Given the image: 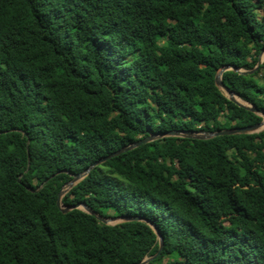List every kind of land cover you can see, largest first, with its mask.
I'll use <instances>...</instances> for the list:
<instances>
[{
  "label": "trees",
  "instance_id": "16d2710c",
  "mask_svg": "<svg viewBox=\"0 0 264 264\" xmlns=\"http://www.w3.org/2000/svg\"><path fill=\"white\" fill-rule=\"evenodd\" d=\"M264 0H0V264H139L144 221L60 191L151 134L260 124L216 84L253 70ZM264 63L223 82L264 111ZM259 76L263 81L259 79ZM150 221L149 264H264V131L157 139L62 199Z\"/></svg>",
  "mask_w": 264,
  "mask_h": 264
},
{
  "label": "water",
  "instance_id": "95a60500",
  "mask_svg": "<svg viewBox=\"0 0 264 264\" xmlns=\"http://www.w3.org/2000/svg\"><path fill=\"white\" fill-rule=\"evenodd\" d=\"M264 55V50L261 53L259 62L257 66L251 70V71H243V70H238L237 68L230 66L222 69L216 76V84L217 86L223 90L229 99L236 103L238 106H241L243 108H246L247 110L254 112L261 117H263V121L260 124L250 126V127H244V128H230V129H225L222 131L218 132H212V133H206V132H201V131H188V130H175V131H170L167 133H161V134H151L147 138L142 139L134 144L128 145L120 150H117L110 155L100 159L96 163H94L91 167H89L85 172L75 175L73 180L69 182L59 193L58 199H57V205L59 208L62 210L63 213H68L71 210L74 209H81L85 211L86 213L95 216L99 221L103 222L104 224L107 225H117L120 223H125V222H131V221H144L147 224H149L155 231L159 241H160V247L157 253L151 257L145 258L141 263L139 264H149L150 262L156 260L163 252L164 250V240L162 236L160 235L158 229L148 220L136 216H121V217H113V218H104L100 214H98L95 210L90 208L86 203H80L75 206H70V207H65L62 203L63 197L74 187L76 186L79 182H81L95 167L99 166L100 164L106 162L107 160H110L114 157L120 156L123 153H126L128 151H131L135 148H138L142 146L143 144H147L150 142H153L157 139H162V138H167V137H178V138H188V139H197V140H207V139H212L214 137L218 136H223V135H236V134H255V133H260L264 131V111L260 110L259 108L250 105L244 101H242L235 93H233L229 88H227L223 82V73L227 70H233V71H238L241 74H252L256 72L260 66L263 64L262 57ZM117 221L118 223L116 224H111L110 222H115Z\"/></svg>",
  "mask_w": 264,
  "mask_h": 264
},
{
  "label": "rangeland",
  "instance_id": "374dc122",
  "mask_svg": "<svg viewBox=\"0 0 264 264\" xmlns=\"http://www.w3.org/2000/svg\"><path fill=\"white\" fill-rule=\"evenodd\" d=\"M262 61H263V63H264V55H263V57H262ZM262 75H264V69L261 71V74H260V76H262ZM259 76V79L261 80V81H263V79H261V77ZM264 128V127H263ZM110 213V218H113V217H115L114 216V213H113V211H109ZM111 224H116V223H118L117 221H115V222H110ZM175 260H180V259H178L177 258V256H175V255H171V256H168V257H166L165 259H164V261H163V264H167L168 262H171V261H175Z\"/></svg>",
  "mask_w": 264,
  "mask_h": 264
}]
</instances>
